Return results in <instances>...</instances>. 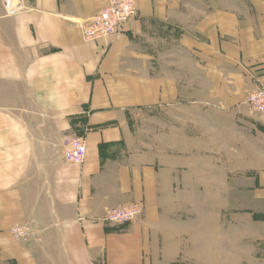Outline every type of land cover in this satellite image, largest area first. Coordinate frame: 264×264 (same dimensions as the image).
Listing matches in <instances>:
<instances>
[{"label": "crops", "instance_id": "1", "mask_svg": "<svg viewBox=\"0 0 264 264\" xmlns=\"http://www.w3.org/2000/svg\"><path fill=\"white\" fill-rule=\"evenodd\" d=\"M105 4L0 0V264H264V128L246 103L264 86V3L137 0L85 41ZM196 195L203 235L186 239ZM133 203L134 221H102Z\"/></svg>", "mask_w": 264, "mask_h": 264}, {"label": "built area", "instance_id": "2", "mask_svg": "<svg viewBox=\"0 0 264 264\" xmlns=\"http://www.w3.org/2000/svg\"><path fill=\"white\" fill-rule=\"evenodd\" d=\"M137 15V0H106V4L79 27L85 41L108 40L126 21ZM249 109L262 119L264 128V86L251 92L246 100ZM63 157L69 163L81 164L86 156V141L82 137L65 138L62 144ZM141 204L133 203L110 209L103 222L122 225L134 221L141 213ZM27 228L15 225L11 228L14 239L22 240Z\"/></svg>", "mask_w": 264, "mask_h": 264}, {"label": "rangeland", "instance_id": "3", "mask_svg": "<svg viewBox=\"0 0 264 264\" xmlns=\"http://www.w3.org/2000/svg\"><path fill=\"white\" fill-rule=\"evenodd\" d=\"M253 1L258 3L260 2V5H262L264 3V0H210V4H212V7L215 6H223V5H229V6H234V5H240L243 4L245 8L250 7L251 4L253 3ZM196 199H197V209L199 206V196L196 195ZM202 211H200L199 209L196 210L195 215H192L190 217H188V219L186 218V224L184 227V236L187 239L188 234H195V235H200L202 237L203 235V225H202V218L203 216L201 215ZM25 227V226H24ZM27 228V227H26ZM27 234L26 236H28V228H27ZM10 233H11V229H10ZM12 236V233H11ZM25 236V237H26ZM24 237V238H25ZM12 238L14 239V237L12 236ZM16 240V239H15ZM186 252H182L181 255L179 256V258L177 259V261H175L173 264H191L189 263V259L186 257ZM227 261V264H237V259L231 257L230 255L228 256L227 259H223L224 261ZM238 261H240V259H238ZM222 262V264H223ZM212 264H219V259L216 258H212ZM242 264H253V261L251 258L249 257H244L242 258Z\"/></svg>", "mask_w": 264, "mask_h": 264}]
</instances>
